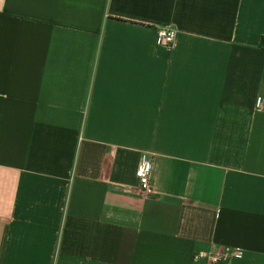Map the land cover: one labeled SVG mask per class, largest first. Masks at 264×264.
Masks as SVG:
<instances>
[{
  "label": "crops",
  "instance_id": "crops-1",
  "mask_svg": "<svg viewBox=\"0 0 264 264\" xmlns=\"http://www.w3.org/2000/svg\"><path fill=\"white\" fill-rule=\"evenodd\" d=\"M263 38L264 0H0V264H264Z\"/></svg>",
  "mask_w": 264,
  "mask_h": 264
},
{
  "label": "built area",
  "instance_id": "built-area-1",
  "mask_svg": "<svg viewBox=\"0 0 264 264\" xmlns=\"http://www.w3.org/2000/svg\"><path fill=\"white\" fill-rule=\"evenodd\" d=\"M175 39H176V30L174 29L159 28L156 31V43L159 46L169 48L175 43ZM150 172H151V158L147 154H145L141 157L140 162L136 169L138 189L145 196H149L155 193V190L149 181ZM241 254L242 251L238 248L223 247L212 252L198 251L194 253L192 258L193 261L204 259L210 264H223L230 257L238 256Z\"/></svg>",
  "mask_w": 264,
  "mask_h": 264
},
{
  "label": "trees",
  "instance_id": "trees-1",
  "mask_svg": "<svg viewBox=\"0 0 264 264\" xmlns=\"http://www.w3.org/2000/svg\"><path fill=\"white\" fill-rule=\"evenodd\" d=\"M264 45V38L261 40V46Z\"/></svg>",
  "mask_w": 264,
  "mask_h": 264
}]
</instances>
